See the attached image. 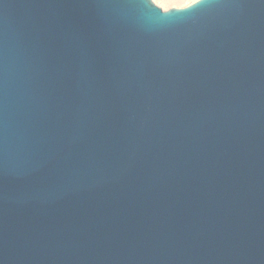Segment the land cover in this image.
<instances>
[{"label":"water","instance_id":"water-1","mask_svg":"<svg viewBox=\"0 0 264 264\" xmlns=\"http://www.w3.org/2000/svg\"><path fill=\"white\" fill-rule=\"evenodd\" d=\"M0 0V264H264V4Z\"/></svg>","mask_w":264,"mask_h":264},{"label":"snow or ice","instance_id":"snow-or-ice-1","mask_svg":"<svg viewBox=\"0 0 264 264\" xmlns=\"http://www.w3.org/2000/svg\"><path fill=\"white\" fill-rule=\"evenodd\" d=\"M121 2L135 6L141 3L142 0H121ZM254 2L255 0H193V5L196 7L190 6V8H192V11H197L199 9L222 8L237 4L243 5ZM259 3L264 4V0H259Z\"/></svg>","mask_w":264,"mask_h":264},{"label":"bare ground","instance_id":"bare-ground-1","mask_svg":"<svg viewBox=\"0 0 264 264\" xmlns=\"http://www.w3.org/2000/svg\"><path fill=\"white\" fill-rule=\"evenodd\" d=\"M156 4L161 6L163 9H169V3L176 6H185L193 0H153Z\"/></svg>","mask_w":264,"mask_h":264},{"label":"rangeland","instance_id":"rangeland-1","mask_svg":"<svg viewBox=\"0 0 264 264\" xmlns=\"http://www.w3.org/2000/svg\"><path fill=\"white\" fill-rule=\"evenodd\" d=\"M158 5V4H157ZM172 6H176V5H173L172 3H169V8L172 7Z\"/></svg>","mask_w":264,"mask_h":264}]
</instances>
